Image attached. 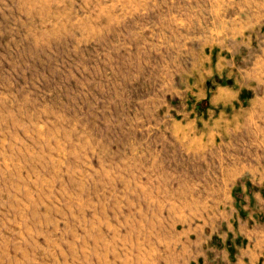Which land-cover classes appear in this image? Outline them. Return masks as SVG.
Instances as JSON below:
<instances>
[{"label":"rangeland","instance_id":"1","mask_svg":"<svg viewBox=\"0 0 264 264\" xmlns=\"http://www.w3.org/2000/svg\"><path fill=\"white\" fill-rule=\"evenodd\" d=\"M254 95L264 0H0V264L222 255Z\"/></svg>","mask_w":264,"mask_h":264},{"label":"crops","instance_id":"2","mask_svg":"<svg viewBox=\"0 0 264 264\" xmlns=\"http://www.w3.org/2000/svg\"><path fill=\"white\" fill-rule=\"evenodd\" d=\"M251 98L249 114L252 126L245 135L257 143V146L252 147L253 150L262 151L264 147L259 146V143H262L260 138L263 127L259 122L263 120L261 111L264 109V95H254ZM240 136V133H235V139ZM234 183L236 194L234 199L230 198L227 210L234 216L236 234L231 240H226V248H234L236 253L230 256L226 249L222 255L216 256L218 259L210 257L208 260L205 257L203 264L219 263L218 261L221 264H264V167L245 170Z\"/></svg>","mask_w":264,"mask_h":264}]
</instances>
